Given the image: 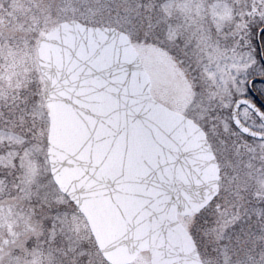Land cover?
I'll return each instance as SVG.
<instances>
[{
    "label": "snow or ice",
    "instance_id": "obj_1",
    "mask_svg": "<svg viewBox=\"0 0 264 264\" xmlns=\"http://www.w3.org/2000/svg\"><path fill=\"white\" fill-rule=\"evenodd\" d=\"M0 264H264V0H0Z\"/></svg>",
    "mask_w": 264,
    "mask_h": 264
}]
</instances>
